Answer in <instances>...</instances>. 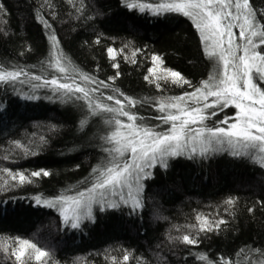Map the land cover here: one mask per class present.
<instances>
[{"label":"trees","instance_id":"trees-1","mask_svg":"<svg viewBox=\"0 0 264 264\" xmlns=\"http://www.w3.org/2000/svg\"><path fill=\"white\" fill-rule=\"evenodd\" d=\"M42 2L0 0L4 9L0 10V27L7 31V35L0 32V64L8 70L20 65L33 75H56L41 68V62L50 58L52 42L40 14L52 24L58 47L72 65L106 81L119 72L114 83L108 82L131 98L155 100L162 94L193 91L187 85L170 82L161 91L145 80L153 67V55L161 57L163 67L180 72L193 85L206 80L215 68L200 33L182 14L141 13L128 9L124 0H83L84 10L80 12L81 0H50L53 17L47 6L35 12V6ZM141 2L155 5L168 0ZM251 2L264 9V0ZM109 47L124 52H118L113 61L107 53ZM133 50L135 57L131 56ZM114 63H119L118 69L112 67ZM32 94L40 98L24 99ZM233 107L205 123L226 127L218 121L232 117ZM130 111L144 117V123L157 131L170 128L154 119L159 113L151 101ZM83 115L79 103L65 102L46 89L33 93L28 85L17 84L14 90L0 84V167L26 173L46 169L51 173L33 178L32 184L0 192V237L5 238L0 242V264H17L11 252L18 247L15 241L19 239H27L50 253V257L37 261L35 253L27 250L33 257L29 264H137L140 260L162 264L158 257H166L163 264H203L195 259L200 253L227 257L229 264H255L264 259V167L247 156L235 157L230 151L171 158L166 169L157 166L149 170L151 177L142 182L141 209L134 211L122 205L101 211L93 206L94 219L84 220L76 229L65 224L55 208L37 205L36 196H74L90 186L84 181L105 159L103 148L110 145L102 137L111 129L97 116L89 117L81 131ZM121 119L126 121L125 117ZM17 142L37 154L26 156L14 147ZM5 155L9 159H3ZM229 198L236 201L231 207L225 204ZM197 216L224 219L226 223L218 230L198 233L197 246L170 239L193 231ZM125 254L130 257L127 262L122 259Z\"/></svg>","mask_w":264,"mask_h":264},{"label":"snow or ice","instance_id":"snow-or-ice-1","mask_svg":"<svg viewBox=\"0 0 264 264\" xmlns=\"http://www.w3.org/2000/svg\"><path fill=\"white\" fill-rule=\"evenodd\" d=\"M124 3L128 9L141 13L145 10L156 15L171 12L190 18L201 35L209 59L215 65L209 77L193 85L180 72L163 67L161 57L153 55V67L148 69L145 80L154 83L161 91L169 82L177 86L187 85L193 91L174 96L162 94L155 100L151 97L131 98L113 86L119 72L106 81L72 65L58 47L59 41L52 31V24L43 14L39 15V19L48 30L52 43L50 58L41 62V68L56 75H33L23 66L16 65L8 70V66L0 64V84L10 85L14 90L17 84L28 85L33 93L46 89L65 102L79 103L84 114L79 122L81 131L88 125L89 117L97 116L102 117L111 129L102 137L104 143L110 145L103 148L105 159L92 169V174L84 181L90 186L78 190L74 196L35 197L37 205L55 208L64 223L73 229L79 228L84 220L94 219L93 206H98L101 211L122 205L134 211L141 209L142 182L151 177L149 170L157 166L166 169L169 160L174 157L185 154L190 158L196 155L205 157L210 153L230 151L235 157L247 156L264 167V50L258 51L264 46V9L256 7L251 0H168L155 5L141 0H124ZM45 6L52 9L50 15L54 17V5L50 0H43L35 6V12L40 13ZM0 10H4L2 5ZM83 10L81 0L77 11ZM235 29H238V34ZM0 32L7 35L3 27H0ZM118 52L123 53L124 49H107L109 59L113 61ZM131 56H136L135 50ZM135 62L133 59L132 63ZM112 67L118 69L119 63H114ZM39 98L35 94L24 96L27 100ZM150 101L159 113L154 119L170 125L168 130L157 131L144 123V117L130 111L149 105ZM229 106L238 110L236 116L218 121L219 125H228L227 128L210 127L205 123ZM121 117H125L126 121ZM233 119L234 122L229 123ZM190 125L199 127L191 128ZM41 142L46 143L43 138ZM14 147L22 149L26 156L37 154L18 142ZM3 159L9 157L5 155ZM50 174L46 169L26 173L0 167V192L32 184L33 178L48 177ZM110 195H118L119 200H110ZM235 202L229 198L225 204L231 207ZM196 220L198 224L191 226L193 231L170 239L183 245L197 246L200 243L198 233L218 230L226 223L224 219L214 220L207 216H197ZM4 240L0 237V242ZM15 244L18 247H13L11 255L17 264H29L33 258L27 252L29 249L35 253L37 261L50 257L48 251L41 250L27 239L16 240ZM3 250L7 252L8 248L5 246ZM255 251L262 250L256 248ZM122 259L127 262L130 257L125 254ZM158 259L163 264L166 257ZM195 259L203 264H229L227 257L215 258L206 253L196 255ZM137 264L144 262L140 260ZM255 264H264V259L257 260Z\"/></svg>","mask_w":264,"mask_h":264},{"label":"rangeland","instance_id":"rangeland-1","mask_svg":"<svg viewBox=\"0 0 264 264\" xmlns=\"http://www.w3.org/2000/svg\"><path fill=\"white\" fill-rule=\"evenodd\" d=\"M191 22L193 23V21L191 20ZM194 24V23H193ZM234 31H236L237 32V34H238V29H235ZM203 44H204V42H203ZM230 111H232V117L234 118L235 116H236V113H237V109L235 108V107H233V109L231 108V110ZM231 122H234V119L233 120H231L229 123H231ZM190 127H191V125H190ZM228 127V125H226V127L225 128H227ZM192 128V127H191ZM199 147V146H198ZM259 155V154H258ZM110 200H113V201H118L119 200V196L117 195V196H111L110 195ZM61 218L63 219V217L61 216Z\"/></svg>","mask_w":264,"mask_h":264}]
</instances>
